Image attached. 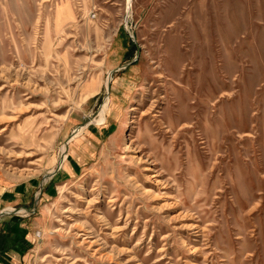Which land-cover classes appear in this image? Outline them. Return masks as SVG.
<instances>
[{"label": "rangeland", "instance_id": "1", "mask_svg": "<svg viewBox=\"0 0 264 264\" xmlns=\"http://www.w3.org/2000/svg\"><path fill=\"white\" fill-rule=\"evenodd\" d=\"M17 187L25 264H264V0H0Z\"/></svg>", "mask_w": 264, "mask_h": 264}, {"label": "crops", "instance_id": "2", "mask_svg": "<svg viewBox=\"0 0 264 264\" xmlns=\"http://www.w3.org/2000/svg\"><path fill=\"white\" fill-rule=\"evenodd\" d=\"M22 192L19 187L0 192V264H25L35 239L30 218L6 210L11 205H27L28 196ZM21 194L24 197L18 200Z\"/></svg>", "mask_w": 264, "mask_h": 264}, {"label": "bare ground", "instance_id": "3", "mask_svg": "<svg viewBox=\"0 0 264 264\" xmlns=\"http://www.w3.org/2000/svg\"><path fill=\"white\" fill-rule=\"evenodd\" d=\"M66 6L67 5H64V6H61V7H59V8H56L57 10H58V16L60 17V18H62L61 20H66V19H68V17H66V15H65V13H66V10H68V8H66ZM69 13H71V12H69ZM57 14V13H56ZM65 15V16H64ZM71 15V14H70ZM72 16V15H71ZM161 62V61H160ZM163 65V64H162ZM178 88V87H177ZM181 120V119H180ZM2 130H4V129H2Z\"/></svg>", "mask_w": 264, "mask_h": 264}, {"label": "built area", "instance_id": "4", "mask_svg": "<svg viewBox=\"0 0 264 264\" xmlns=\"http://www.w3.org/2000/svg\"><path fill=\"white\" fill-rule=\"evenodd\" d=\"M40 235H41V234H40L39 232L36 233V237H37V238H40Z\"/></svg>", "mask_w": 264, "mask_h": 264}]
</instances>
